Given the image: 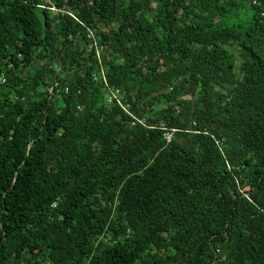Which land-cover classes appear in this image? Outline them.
<instances>
[{"label":"trees","instance_id":"16d2710c","mask_svg":"<svg viewBox=\"0 0 264 264\" xmlns=\"http://www.w3.org/2000/svg\"><path fill=\"white\" fill-rule=\"evenodd\" d=\"M0 75V264H264V0H0Z\"/></svg>","mask_w":264,"mask_h":264},{"label":"built area","instance_id":"2783aa9c","mask_svg":"<svg viewBox=\"0 0 264 264\" xmlns=\"http://www.w3.org/2000/svg\"><path fill=\"white\" fill-rule=\"evenodd\" d=\"M101 75H102V80L104 82V84L106 85L107 87V95H106V98H107V101L108 102H111V101H115L119 106H121L130 116L133 117L134 120H137L139 122H142L141 119H138L136 118L133 114H131V112L128 110L127 106L123 103L122 99H121V91L120 89L118 88H115V87H111L107 84L106 82V79H105V76H104V73H103V70H101ZM4 81V77L3 75H0V82H3ZM134 123V121H133ZM167 137H169V135L167 134L166 135Z\"/></svg>","mask_w":264,"mask_h":264}]
</instances>
